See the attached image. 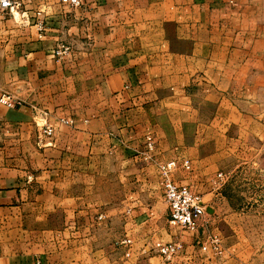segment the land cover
Returning <instances> with one entry per match:
<instances>
[{"label":"crops","instance_id":"obj_1","mask_svg":"<svg viewBox=\"0 0 264 264\" xmlns=\"http://www.w3.org/2000/svg\"><path fill=\"white\" fill-rule=\"evenodd\" d=\"M17 1L14 16L0 10V97L16 102L0 104V264H115V250L126 264L123 240L100 254L99 223L69 193L110 174L106 163L157 169L187 158L202 144L201 104L216 106L211 127L237 118L233 106L223 114L224 98L251 79L264 11L258 0H87L78 10ZM59 46L70 51L56 60ZM44 113L52 138L38 128ZM147 139L154 149L146 159ZM21 241L43 250H20ZM151 250L141 263L163 264ZM184 253L173 264H213L222 255Z\"/></svg>","mask_w":264,"mask_h":264},{"label":"rangeland","instance_id":"obj_2","mask_svg":"<svg viewBox=\"0 0 264 264\" xmlns=\"http://www.w3.org/2000/svg\"><path fill=\"white\" fill-rule=\"evenodd\" d=\"M257 4L263 12L264 0ZM257 19L259 49L254 54L257 63L251 66V79L238 82L233 95L228 89L224 98L223 114L230 115L233 106L238 111L234 113L237 118L229 117L220 128L211 127L209 121L216 106L197 107L195 119L199 126L195 136L202 144L186 155L190 170L173 174L176 183L184 182L204 202L198 234L168 225V210L156 168H147L140 162L119 166L106 163L105 171L110 167V174L95 178L94 186H74L69 193L77 197L78 204H85L88 209L84 211H89L99 223L93 243L101 255L107 257L110 250L119 248L118 242L130 240L129 245H122L130 254L126 264H142L147 246L180 241L182 249L176 256L179 259L185 256L186 249L200 250L206 246L214 250L210 243L216 238L215 252L222 255L213 264H264V15ZM200 98L196 93L197 104L201 103ZM141 167L147 170L138 173ZM219 174L222 176L218 177ZM21 242L20 250H43L39 242ZM113 259L115 264L122 262L117 250L110 260Z\"/></svg>","mask_w":264,"mask_h":264},{"label":"built area","instance_id":"obj_3","mask_svg":"<svg viewBox=\"0 0 264 264\" xmlns=\"http://www.w3.org/2000/svg\"><path fill=\"white\" fill-rule=\"evenodd\" d=\"M61 6L70 10H78L84 8L87 0H59ZM21 7V3L17 0H0V10L7 11L11 16L17 12ZM70 50L65 46H59L53 52L56 60H59L63 55ZM0 104L7 108L15 107V100L9 95H2L0 97ZM61 124L72 125L68 120H59ZM43 136L52 138L54 135V128L47 122V114H42L41 120L38 122ZM154 149V144L151 139H147L143 157L149 158L150 152ZM158 175L161 179V190L163 201L168 210V225L171 228H176L189 233H197L201 220L204 216V202L201 197L192 191L188 185L178 184L172 179V175L178 171H189V160L183 157L172 159L168 162L157 163L156 165ZM219 174L218 177H221ZM122 244L129 245L130 240H124ZM214 250L218 248V239L211 240ZM206 246H202L201 250L205 251ZM182 244L180 241H172L168 243L156 242L152 246L161 258L163 264H173L174 259L179 252H181Z\"/></svg>","mask_w":264,"mask_h":264}]
</instances>
